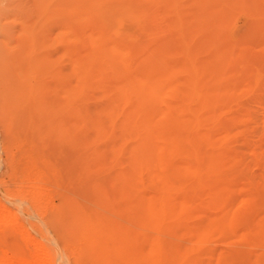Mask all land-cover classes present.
I'll return each instance as SVG.
<instances>
[{
    "label": "rangeland",
    "instance_id": "1",
    "mask_svg": "<svg viewBox=\"0 0 264 264\" xmlns=\"http://www.w3.org/2000/svg\"><path fill=\"white\" fill-rule=\"evenodd\" d=\"M99 1L0 0V264L43 248L48 264H95L82 245L90 214L142 233L161 146L191 185L169 196L185 204L160 232L188 249L174 264H264V0ZM172 113L199 118L195 142L165 141Z\"/></svg>",
    "mask_w": 264,
    "mask_h": 264
},
{
    "label": "bare ground",
    "instance_id": "2",
    "mask_svg": "<svg viewBox=\"0 0 264 264\" xmlns=\"http://www.w3.org/2000/svg\"><path fill=\"white\" fill-rule=\"evenodd\" d=\"M87 1V0H86ZM94 2H95V5L97 4V2H99L100 3V1L99 0H93ZM67 2H68V0H67ZM74 2V1H73ZM103 2H105V1H103ZM83 3V2H82ZM93 3V2H92ZM121 3V2H120ZM123 3H125V2H123ZM75 4V3H74ZM87 4H89V3H87ZM94 4V3H93ZM106 4V3H105ZM108 4V3H107ZM106 4V5H107ZM119 4V3H118ZM97 5H99V4H97ZM96 5V6H97ZM109 6H110V4H108ZM114 5V4H113ZM115 5H117V4H115ZM114 5V6H115ZM91 6V5H90ZM104 6V5H103ZM103 6H101V7H103ZM99 7H100V5H99ZM98 7V8H99ZM100 7V8H101ZM132 8V7H131ZM92 9V8H91ZM94 9V8H93ZM102 9V8H101ZM129 10V9H128ZM133 10H134V8H133ZM95 11V10H94ZM107 11V10H106ZM104 12H105V10H104ZM108 12V11H107ZM123 12V11H122ZM116 13V12H115ZM133 13V12H132ZM138 13V12H137ZM96 14H97V12H96ZM123 14V13H122ZM135 14V13H134ZM99 15V14H98ZM106 15H109L108 13L107 14H105V17H106ZM125 15V14H124ZM123 15V16H124ZM127 15H129L128 14V12H127ZM101 16V15H100ZM133 16V15H132ZM98 17V16H97ZM112 17V16H111ZM110 17V15H109V19L111 18ZM117 17V16H116ZM118 18H121V17H118ZM118 18H116V19H118ZM124 18V17H123ZM126 18V17H125ZM129 18V17H128ZM103 19V18H102ZM107 19V18H106ZM106 19H105V21H106ZM115 19V17H113V19H111V20H114ZM115 19V20H116ZM99 20V19H98ZM110 20V21H111ZM118 20H120V19H118ZM128 21V20H127ZM99 22H101V21H99ZM113 22V21H112ZM114 22H117V20L116 21H114ZM130 22V21H129ZM110 22L108 21V19H107V24H109ZM118 24H119V22H118ZM117 25V24H116ZM103 26V25H102ZM101 26V27H102ZM113 26H115V25H113L112 24V27ZM125 26V25H124ZM118 27V26H117ZM107 28H109V27H106V30H107ZM104 29V28H103ZM100 30V29H99ZM107 32H109V31H107ZM101 33V32H100ZM117 33V32H116ZM99 34V33H98ZM105 38V37H104ZM103 40V39H102ZM96 42V41H95ZM94 44V43H93ZM97 45V44H96ZM94 46H95V44H94ZM113 46V45H112ZM102 47V46H101ZM116 47V46H115ZM93 48V47H92ZM95 48H96V46H95ZM98 48V47H97ZM99 48H100V45H99ZM107 49V48H106ZM105 49V50H106ZM100 50V49H99ZM103 50V49H102ZM107 51V50H106ZM105 51V52H106ZM108 54V53H107ZM113 54V53H112ZM111 54V55H112ZM116 55V54H115ZM114 55V56H115ZM125 55V54H124ZM116 58H118V56L116 57ZM189 59V58H188ZM117 60V59H116ZM84 60H82V62H83ZM91 62V61H90ZM95 62H97V61H95ZM118 62V61H117ZM159 62H161V61H159ZM109 63V62H108ZM88 64H89V61H88ZM116 65V64H115ZM121 65V64H120ZM186 65V64H185ZM147 66V65H146ZM164 66V65H163ZM188 67V66H187ZM190 67V66H189ZM85 68H87V67H85ZM88 68H90V67H88ZM87 68V70H89ZM97 68V67H96ZM95 68V69H96ZM165 68H166V66H165ZM191 68V67H190ZM84 69V68H83ZM186 69V68H185ZM85 70V69H84ZM86 70V71H87ZM99 70V69H98ZM188 70V69H187ZM83 72V71H82ZM81 72V73H82ZM199 72V71H198ZM171 73H169V75H170ZM189 74V73H188ZM212 74V73H211ZM217 74V73H216ZM156 75V74H155ZM171 76V75H170ZM173 76V75H172ZM171 76V77H172ZM217 76H218V74H217ZM220 76V75H219ZM82 77H84V82L86 81V79H85V76H83V74H82ZM189 77H190V75H189ZM194 77V76H193ZM192 77V78H193ZM198 77V76H197ZM87 78V77H86ZM154 78V77H153ZM168 78V77H167ZM173 78V77H172ZM220 78V77H219ZM88 79V78H87ZM154 79H156V78H154ZM164 79V78H163ZM170 80H171V78H169ZM191 79V78H190ZM83 80V79H82ZM161 80V79H160ZM195 80V79H194ZM88 81V80H87ZM154 81V80H153ZM157 81V83L155 84V83H153L154 85H158V88H159V86H160V84H161V82H160V84L158 83V80H156ZM191 81V80H190ZM134 82H136V81H134ZM194 82V81H193ZM216 82H218V81H216ZM215 82V83H216ZM150 83V82H149ZM188 83V82H187ZM192 83V82H191ZM211 83V82H210ZM28 84V83H27ZM139 84V83H138ZM185 84V83H184ZM197 84V83H196ZM196 84H192V85H195L196 86ZM218 84H220V83H218ZM135 85H136V83H135ZM134 85V86H135ZM146 85H147V83H146ZM153 85V86H154ZM162 85V84H161ZM186 85V84H185ZM191 85V84H190ZM191 85V86H192ZM30 86V85H29ZM138 85H136V87H137ZM143 86V85H142ZM204 86V85H203ZM202 86V87H203ZM133 87V86H132ZM139 87V86H138ZM145 87V86H144ZM156 88H157V86H155ZM154 87V88H155ZM161 87V86H160ZM196 87H199V86H196ZM193 88H195V87H193ZM207 88V87H206ZM84 89H86V88H84ZM137 89V88H136ZM139 89H141V87L139 88ZM146 89V88H145ZM150 89V88H149ZM78 90V89H77ZM81 90H82V87H81ZM124 90H125V88H124ZM217 90V89H216ZM130 91V90H129ZM188 91V90H187ZM197 88H196V91H195V89H194V91H189V94L187 93V94H185L186 96L184 97V99H183V101L181 102L182 104H181V107H180V110H181V108L183 109V112H184V110H186V112L187 111H191V108L189 109L188 107H189V102L188 101H186L187 99H191V97H193V99H194V96L196 95V94H198V96H197V98L199 97V93H197ZM202 91V90H201ZM215 91V90H214ZM213 91V92H214ZM75 92V91H74ZM152 92H157V90L155 91L154 89L152 90ZM205 92V91H204ZM76 93V92H75ZM75 93H72V94H75ZM79 93H80V91H79ZM84 93V92H83ZM202 93V92H201ZM214 94V93H213ZM225 94V93H224ZM226 94H227V92H226ZM180 95H182V93L180 94ZM210 95V94H209ZM216 95V94H215ZM73 96V95H72ZM82 97V96H81ZM207 97V96H206ZM214 98H215V96H213ZM213 97H211V98H213ZM79 97H77L76 99H78ZM195 98H196V96H195ZM218 98V97H217ZM231 98V97H230ZM83 99V98H82ZM181 99V100H182ZM81 100V99H80ZM80 100H78V101H80ZM195 100V99H194ZM209 100V99H208ZM208 100H207V102H208ZM215 100H216V98H215ZM74 101H75V99H74ZM191 101V100H190ZM204 101V100H203ZM210 101V100H209ZM220 101V100H219ZM225 101V100H224ZM76 102V101H75ZM74 102V103H75ZM189 104H188V103ZM210 102H215V101H210ZM221 102V101H220ZM74 103H73V105H74ZM224 103V102H223ZM80 104V103H79ZM206 104V103H205ZM208 105V104H207ZM180 106V105H179ZM209 106V105H208ZM216 106V105H215ZM222 107V106H221ZM177 108H179V107H177L176 106V109ZM216 109V108H215ZM214 109V110H215ZM78 110H80V108L78 109ZM179 110V111H180ZM178 111V112H179ZM193 111V110H192ZM211 112V111H210ZM169 113H171V111L169 112ZM181 113H182V111H181ZM180 113V114H181ZM196 113H198L197 111H196ZM168 114V113H167ZM180 114L178 115L179 117L178 118H180ZM169 115V114H168ZM171 115V114H170ZM169 115V116H170ZM174 115V113H172V116ZM175 117L177 118V114H176V112H175ZM184 115H185V112H184ZM168 116V117H169ZM206 116V115H205ZM174 116H173V119H175L174 120V122H173V129H174V135H171V140H169L170 139V136H167V140L165 139V141L166 142H170L171 144H173L174 145V147L175 146H178V145H180V144H182V143H189V142H192V141H196L197 139H194V137L192 136H190V132L188 133L187 132V129H189V126H192V125H195V124H199V118H197V116L195 117H193V118H195V119H191L192 120V123L191 122H182L181 120H183L185 117H183V116H181L182 117V119L180 120V119H176ZM191 117V116H190ZM170 118H171V116H170ZM211 118V117H210ZM173 119H169V120H173ZM168 120V121H169ZM186 120H187V118H186ZM190 120V121H191ZM194 120V121H193ZM205 120V119H204ZM211 120V119H210ZM145 121V120H144ZM203 121V120H202ZM207 122V121H206ZM211 122V121H210ZM215 122V121H214ZM143 123V122H142ZM204 123V122H203ZM209 124V123H208ZM212 124V123H211ZM169 125L171 126L172 124H171V122L169 123ZM204 125H206V124H204ZM213 125V124H212ZM196 126V125H195ZM143 127V126H142ZM172 127V126H171ZM200 127V126H199ZM195 128V127H194ZM148 129V128H147ZM205 129V128H204ZM192 130V129H191ZM202 131H203V129H202ZM136 132V131H135ZM193 133V135H194V131L192 132ZM206 133V132H205ZM198 134V133H197ZM137 135V134H136ZM141 135V134H140ZM207 135V134H206ZM203 136V135H202ZM144 137V136H143ZM199 137L200 136H198V139H199ZM204 138V137H203ZM144 140V139H143ZM194 141V142H195ZM208 141V140H207ZM210 141V140H209ZM206 142V141H205ZM204 142V143H205ZM170 143H169V145H170ZM197 143H200V142H197ZM163 144H165V142L163 143ZM166 144H168V143H166ZM168 145V146H169ZM190 145V144H189ZM188 145V146H189ZM197 145H201V144H197ZM170 147V146H169ZM199 147V146H198ZM162 148H164V149H162ZM202 146H201V150H202ZM160 149H161V151H160ZM160 149H159V152H158V156H159V154H160V157L159 158H161L162 160L161 161H159V162H161L162 163V161H164L163 162V164H166L167 166H165V168H163V171L161 172V176H160V178H159V182H160V185L157 187V184H156V186L155 187H157L156 188V190L157 191H155L156 193H154L153 192V196H151L150 198H149V200L148 201H146V203L145 204H143L142 205V207H140V209H138L139 210V212H137L136 214H137V221H138V223L141 225L139 228H143V232L141 233V231H131V230H127V229H121V228H119L118 226H116L115 224H114V222H111L110 221V219H104V217H102L100 214H90L88 217H86V220L84 221V223H83V228L84 229H82V232H83V230H84V232L85 233H83L84 235H83V237H84V239L83 240H85V242L86 243H84L83 242V244L82 245H84V244H86V248H85V250H87L88 252H90L89 254H90V256L92 255L93 256V258L92 259H94L93 260V263H95V264H174L175 262H177L178 260H179V257H185V256H187L188 254V249L186 248L185 250H178L175 246H173L172 244H169L168 242H166V241H164L163 240V237L164 236H161L160 235V232H161V230L162 229H164V228H166L165 226H166V217L167 216H176V213L178 214V212H179V210H177V207H182V206H184V204L185 203H183L184 201H182L181 200V204H180V206H177L176 204H174V203H172L170 200H169V196L171 195V193L172 192H174V191H178V190H180V189H184L186 186H187V184H188V188H189V186H191L190 185V183H189V180H188V183H186L185 181H183L184 179L183 178H180L181 176L180 175H182V174H185L186 172H187V164H186V162H185V164H186V168H177V167H175V166H173V164H172V161H170L169 162V154H172L171 152L173 151H171L170 153H169V149L167 148L166 149V146H161L160 147ZM166 149V150H165ZM171 149V148H170ZM176 149H178V147H176ZM196 149H198V148H196ZM212 149V148H211ZM210 149V150H211ZM194 150V149H193ZM199 150H200V148H199ZM200 150V151H201ZM136 151V150H135ZM152 151V150H151ZM167 151V152H166ZM206 151V150H205ZM176 152H177V150H176ZM191 152V151H190ZM169 153V154H168ZM179 153V152H178ZM185 153V152H184ZM184 153H182V154H184ZM193 153V152H192ZM213 153V152H212ZM188 154H190V153H188ZM194 154V153H193ZM207 154V153H206ZM169 155V156H168ZM138 156V155H137ZM174 157H175V155H173ZM195 156H199V158H200V156H202L201 155V153L200 152H195ZM194 156V157H195ZM205 156H207V155H205ZM210 156H211V154H210ZM209 156V157H210ZM184 157V156H183ZM198 158V157H197ZM158 159V158H157ZM195 159H196V157H195ZM194 159V160H195ZM215 159H216V157H215ZM214 159V157H212V158H210L209 159V163L207 162V164H208V167L209 168H217L216 166H217V164H218V162H217V160H218V158H217V160H215ZM159 160V159H158ZM188 160V159H187ZM193 160V161H194ZM201 160V159H200ZM199 160V161H200ZM206 160V159H205ZM204 160V161H205ZM149 161V160H148ZM198 161V160H197ZM184 162V161H183ZM201 162V161H200ZM169 163L170 164H172V165H169ZM188 163V162H187ZM194 163V162H193ZM190 164V163H189ZM201 164V163H200ZM204 164V163H203ZM51 165V164H50ZM140 165V164H139ZM142 165V164H141ZM160 165V164H159ZM144 166H146V165H144ZM160 166H162V164L160 165ZM191 166V165H190ZM195 165H193V167H194ZM204 166V165H203ZM45 167V166H44ZM140 167V166H139ZM139 167H138V169H139ZM219 167H221L220 165H219ZM141 168H143V167H141ZM161 168V167H160ZM195 168H197V167H195ZM199 168V167H198ZM191 169V168H190ZM45 170V169H44ZM53 170V169H52ZM189 170V169H188ZM196 170V169H195ZM139 171V170H138ZM196 171H198V169L196 170ZM195 171V172H196ZM208 171V170H207ZM200 172V171H199ZM198 173V172H197ZM49 174V173H48ZM175 176H180L179 178H177V179H174V177ZM155 177V176H154ZM191 178H192V176H190ZM195 177V176H194ZM176 178V177H175ZM187 178H188V175H187ZM196 178V177H195ZM188 179H190V178H188ZM200 179V178H199ZM187 180V179H186ZM191 180V179H190ZM195 181V180H194ZM199 181V180H198ZM201 182V181H200ZM212 182V181H211ZM194 184H195V182H194ZM212 184H214V183H212ZM205 186V185H204ZM208 186V185H207ZM212 186V185H211ZM187 189V188H186ZM196 189V188H195ZM185 191V190H184ZM183 191V192H184ZM187 191V190H186ZM193 191V190H192ZM195 191V190H194ZM218 191H220V190H218ZM182 192V191H181ZM189 192V191H188ZM221 192V191H220ZM175 193V192H174ZM178 193H179V191H178ZM187 193V192H186ZM210 193H211V191H210ZM185 194V193H184ZM151 195H152V193H151ZM172 195H173V193H172ZM183 195V194H182ZM216 195V194H215ZM219 195V194H218ZM184 196V195H183ZM194 196V195H193ZM200 196V195H199ZM209 196V195H208ZM148 197V196H147ZM185 197V196H184ZM187 197V196H186ZM190 197V196H189ZM203 197V196H202ZM253 197V196H252ZM146 198V197H145ZM177 198V197H176ZM216 198V197H215ZM224 198V197H223ZM181 199H183L184 200V198H181ZM191 199V198H190ZM175 200V199H174ZM187 200V199H186ZM186 200H185V202H186ZM223 200V199H222ZM251 200V199H250ZM256 200V199H255ZM92 201V200H91ZM101 201V200H100ZM189 201V200H188ZM212 201V200H211ZM253 201V200H252ZM251 201V202H252ZM141 202V201H140ZM176 202V201H175ZM254 202V201H253ZM194 203H196V202H194ZM193 203V204H194ZM97 204V203H96ZM95 204V205H96ZM102 204H104V203H102ZM179 204V203H178ZM188 204V203H187ZM199 204V203H198ZM87 205H88V203H87ZM219 205V204H218ZM100 206V205H99ZM186 206V205H185ZM196 206V205H195ZM85 207V206H84ZM95 207V206H94ZM101 207V206H100ZM138 207V206H137ZM136 207V208H137ZM184 208V207H183ZM194 208V207H193ZM196 208V207H195ZM105 209V208H104ZM179 209V208H178ZM182 209V208H181ZM197 209V208H196ZM1 210V209H0ZM112 210V209H111ZM134 210H136V209H134ZM192 210V209H191ZM193 210H195V209H193ZM182 211V210H181ZM180 211V212H181ZM183 211H184V209H183ZM187 211H188V209H187ZM226 211V210H225ZM118 212V211H117ZM136 212V211H135ZM134 212V213H135ZM1 213V212H0ZM82 213H83V211H82ZM187 213V212H186ZM107 214V213H106ZM110 214V213H109ZM1 215V214H0ZM113 216H114V214H112ZM230 215H231V213H230ZM229 215V217H231ZM233 215H234V213H233ZM236 215V214H235ZM135 216V215H134ZM180 216H183V214L182 215H179V217ZM1 217H3V215L1 216ZM108 217H110V216H108ZM108 217H106V218H108ZM117 217V216H116ZM176 217H178V216H176ZM185 218H186V216H184ZM189 217V216H188ZM223 217V216H222ZM225 217V216H224ZM238 216H236V218H237ZM4 218H6L5 216H4ZM111 218V217H110ZM171 218V217H170ZM169 218V219H170ZM211 218V217H210ZM214 218V217H213ZM216 218V217H215ZM228 218V217H227ZM233 218H235V217H233ZM232 218V219H233ZM235 218V219H236ZM239 218V217H238ZM1 219V218H0ZM119 219V218H118ZM232 219H229V221H231L232 222ZM262 219H264V218H262ZM3 220V219H2ZM115 220V219H114ZM171 220V219H170ZM174 220H176L175 218H174ZM218 220V219H217ZM222 220H224L223 222H227L228 220L226 219V217L223 219L222 218ZM222 220H221V222H222ZM4 221V220H3ZM3 221H1V222H3ZM133 221V220H132ZM188 221V220H187ZM238 221H239V219H238ZM238 221H236V222H238ZM117 222V221H116ZM168 222V221H167ZM172 222H173V220H172ZM172 222H169V223H172ZM175 222V221H174ZM216 222V221H215ZM234 222V221H233ZM240 222V221H239ZM136 223V222H135ZM176 223V222H175ZM175 223H173V224H175ZM187 223V222H186ZM209 223V222H208ZM217 223V222H216ZM230 223V222H229ZM10 224V223H9ZM121 224H122V222H121ZM134 224V223H133ZM138 224V225H139ZM172 224V227L173 226H175V225H173ZM185 224V223H184ZM211 223H209V225H210ZM168 225V224H167ZM188 225V224H187ZM208 225V226H209ZM217 225V224H216ZM228 225V224H227ZM235 225V224H234ZM262 225H264V224H262ZM11 226V225H10ZM121 226V225H120ZM132 226V225H131ZM177 226H178V224H177ZM179 226H181L180 224H179ZM223 226H225V225H223ZM1 227V226H0ZM130 227V226H129ZM133 227L134 226H132V230H134L133 229ZM167 227H169V226H167ZM184 227V226H183ZM212 227H214L213 226V223H212ZM211 227V228H212ZM221 227V226H220ZM228 227V226H227ZM1 228H3V227H1ZM135 228V227H134ZM145 228L146 229H151V230H153L154 232L152 233V234H149V233H147L146 232V230H145ZM204 228V230H205V227H203ZM207 228V227H206ZM223 228H225V227H223ZM223 228H220V229H222V231H223ZM247 228V227H246ZM8 229V228H7ZM10 229V228H9ZM169 229H170V227H169ZM188 229V228H187ZM191 229V228H190ZM197 229V228H196ZM209 229V228H208ZM259 229V228H258ZM14 230V229H13ZM168 230V229H167ZM247 230V229H246ZM212 231V230H211ZM259 231V230H258ZM2 232H3V230H2ZM8 232V231H7ZM13 232H15V231H13ZM177 233H178V231H176ZM248 232V231H247ZM15 233H17V232H15ZM166 233H168V232H166ZM186 233V232H185ZM193 233H194V231H193ZM192 233V234H193ZM4 235H5V233H3ZM9 234V233H8ZM207 234V233H206ZM20 235V234H19ZM179 235V234H178ZM195 235V234H194ZM204 235V234H203ZM208 235V234H207ZM259 235V234H258ZM257 235V236H258ZM7 236V235H6ZM169 236V235H168ZM185 236V235H184ZM187 236V235H186ZM189 236V235H188ZM200 236V235H199ZM256 236V235H255ZM13 237V236H12ZM2 239V238H1ZM166 239V238H165ZM172 239V238H171ZM178 239V238H177ZM176 238H175V240H177ZM202 239V238H201ZM257 240V239H256ZM174 241V240H173ZM180 242V241H179ZM188 242V241H187ZM186 242V243H187ZM190 242V241H189ZM174 243V242H173ZM196 243V242H195ZM203 243V242H202ZM74 244V243H73ZM15 245V244H14ZM39 245V244H38ZM80 245V244H79ZM192 245V244H191ZM43 246V245H42ZM11 247V246H10ZM37 247H40V245L39 246H37ZM79 247V246H78ZM84 247V246H83ZM94 247H98V249L96 248V249H94ZM41 248H43V247H41ZM2 249V248H1ZM0 249V250H1ZM4 249V248H3ZM44 249V248H43ZM42 249V252H40L41 250H38L36 253H33L32 254V256H30V257H28V258H25V257H27L28 255H26V256H22L23 258H19L20 259V263L21 264H48V253H50L49 251H46L45 249L43 250ZM50 249V248H49ZM84 249V248H83ZM76 250V249H75ZM81 250V249H80ZM189 251H190V249H189ZM3 252V251H2ZM30 252V251H29ZM48 252V253H47ZM79 252V251H78ZM51 254H52V252H51ZM187 254V255H186ZM191 254V253H190ZM189 254V255H190ZM15 255H16V253H15ZM14 255V256H15ZM3 256V255H2ZM20 257H21V255H19ZM49 256H50V254H49ZM1 257V256H0ZM83 257V256H82ZM52 259V258H51ZM181 259V258H180ZM79 261H80V259H78ZM186 260V259H185ZM4 261V260H3ZM82 261V260H81ZM92 262V261H91ZM180 262V261H179ZM184 263H185V261H184ZM221 263H223V262H221ZM229 263V262H228ZM2 264V263H1ZM86 264H87V261H86ZM183 264V263H182ZM226 264V263H225Z\"/></svg>",
    "mask_w": 264,
    "mask_h": 264
}]
</instances>
